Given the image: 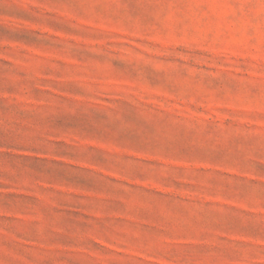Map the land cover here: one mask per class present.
Wrapping results in <instances>:
<instances>
[{
    "label": "rangeland",
    "instance_id": "374dc122",
    "mask_svg": "<svg viewBox=\"0 0 264 264\" xmlns=\"http://www.w3.org/2000/svg\"><path fill=\"white\" fill-rule=\"evenodd\" d=\"M0 264H264V0H0Z\"/></svg>",
    "mask_w": 264,
    "mask_h": 264
}]
</instances>
